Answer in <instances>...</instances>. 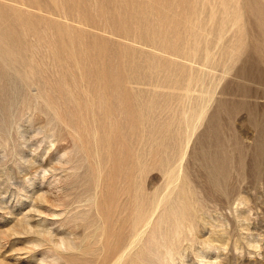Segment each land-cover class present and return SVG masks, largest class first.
Returning <instances> with one entry per match:
<instances>
[{"label":"rangeland","instance_id":"1","mask_svg":"<svg viewBox=\"0 0 264 264\" xmlns=\"http://www.w3.org/2000/svg\"><path fill=\"white\" fill-rule=\"evenodd\" d=\"M120 1L0 0V7H4L3 10L9 22L18 27L16 36L21 35L23 38H19V45L22 47L20 55L14 53L11 55V57L14 55L10 58L11 61L5 60V63L0 61V65L4 66L1 68L5 69L2 70V77L0 75V97L4 99L3 105L1 103L2 106H0V264H96L98 261L101 262L98 264H102V260L103 263L106 261V264H128L127 260L131 262L139 260L135 264H264V82H259L254 78L250 62L246 61L248 51H250L248 45L254 42L252 24L258 20L259 13L253 8L252 10L255 11L242 12L239 20L233 19L234 14L233 16L227 15V19L223 20V9L218 6V0H205L208 6V8L205 7L206 10L198 0L193 4L194 6L186 3L187 7L183 5V7L175 8L176 12L174 11L175 14L172 15L170 13L177 0H164V3L168 4L160 10L162 15L158 18L152 12L155 6L153 0ZM125 1L130 6L122 5ZM258 3L264 9V0H258ZM188 6L193 8V11ZM5 9L7 11L9 9V12ZM200 10H203V14L197 19H203L207 12L210 16H206V21L202 20L203 24L206 22V34L201 35L197 42L193 39L186 41L187 23L176 27L173 33L170 31V25L177 21L185 23L188 19H192L191 25L201 24L194 19L196 17L193 18V13L200 12ZM21 14L22 17L19 20L18 15L21 16ZM24 14L27 18L29 15L34 20L27 19ZM30 21L35 24L32 25L35 29L31 30ZM46 24H48L47 28H45ZM63 26L70 27L74 33L69 31L70 28ZM61 27L68 31L64 33ZM49 29H52L51 32ZM239 31L243 34L244 50L232 51L228 60L223 62V48H220L223 47V41H227ZM61 32L64 35L61 36L62 40L59 39ZM29 33L30 36H28ZM34 33H36L35 36ZM163 33L167 34L163 35ZM37 35H45L46 40H50L46 41L44 37ZM41 39H44L45 43ZM38 41L46 45L43 44V47L35 49L33 46ZM50 41L56 47L49 44ZM206 41L208 42L205 43ZM69 42L76 44L75 48H66L67 51L70 49L69 53L72 52L71 49H74L73 52L81 53L82 51L87 57L86 67L77 65L78 68H74L76 67L74 66L72 67L74 73L71 67H66L69 59L64 56L67 52L65 46H68ZM47 44L51 47H47ZM204 45L207 49L209 46L212 49L211 51L208 49L207 54L204 51ZM191 46L197 49L195 48L196 51L190 53L192 59L188 60L183 55L189 51ZM50 48L56 52L55 55ZM37 49H40V52H37L39 51ZM57 54L60 56L62 54V56ZM50 56L53 57L50 59ZM28 58L34 63H29ZM52 60H55L56 65H60L59 69L51 64ZM36 61H38L37 65ZM43 62H46L47 66H44L42 70L40 63ZM28 65L35 68L40 67L36 70L32 69V73L30 71L28 75L26 68ZM83 67L84 69L88 67V69L84 70ZM102 67H109V76L112 79L110 87L107 82L103 83L97 77ZM61 73L67 81L65 84L60 80ZM70 75L73 76L71 79ZM46 77L51 80L45 79ZM54 82L57 85L59 83L62 88L58 90L59 86L57 87ZM80 86H83L84 90ZM46 87L49 90H46ZM108 87L118 92L116 98L99 95L101 89L103 91ZM65 88L66 91L67 89L70 91L68 90L67 93ZM56 92L58 95L61 94L62 99L56 96L57 94L55 95ZM73 93L75 97H78H76L78 101L74 99ZM46 95L49 96L48 101ZM58 98L60 100H57ZM70 98L74 101H70ZM50 99H53L52 102L55 100V103L52 104ZM75 101L81 109L80 116H78L77 111L79 110L76 109L78 107ZM73 103L75 105H70ZM4 105L6 107H3ZM53 106L55 110L61 108L63 116L58 109L55 111ZM100 106H102V111H100ZM107 107H110L108 108L111 111L109 114L106 112ZM58 117L60 120L57 119ZM78 117L84 122L80 124ZM74 118H77V121ZM64 120L69 121L64 122ZM188 121L189 127H185ZM109 127L116 128L119 132L128 130L127 144L131 148V155L127 161L129 162L128 171L126 170L129 192L121 191L124 185L122 176L124 167L119 166L120 172L111 177V182H114L113 190L115 191L113 192H116L114 197H119L115 199L116 202L119 200L121 202L118 204L123 203L126 208L127 206L129 208L128 212V208L124 207L127 213L123 211L125 209L122 210L125 216L120 212L122 220L115 212L118 217H115V220H119L117 222L123 225L117 224L119 225L117 229L121 227L120 230H122L127 227L121 232L118 231L120 235L116 233L115 236L119 235L120 240L113 236L115 245L114 238L108 236L113 240V245L110 243L112 247L109 246V238L104 232V228L110 224L103 220L105 217L101 212V209L105 207L102 206L105 202L101 203V201L107 191V189H102V187L106 188L102 185L105 180L103 172L112 163L113 150H115L112 144L111 147L107 146L109 133L106 132ZM142 143L143 146L147 143V147H143ZM93 147H96V151ZM108 147L111 150H108ZM154 150H158V153L154 154ZM179 150H181L180 153H178ZM182 150L183 156L181 155ZM170 152H172L171 155ZM179 155L182 156L180 161ZM169 169L172 170L173 175ZM164 170L167 171L164 172ZM134 171H138L136 172L137 179L142 177L138 179L139 181L135 178V182ZM209 171H214L212 180L208 179L209 173L207 172ZM168 177H170V182ZM132 185L134 188L131 187ZM134 189L142 191L140 195L136 190L141 198L136 195ZM102 190L106 191L102 192ZM186 191L190 195L187 199L190 202L188 207H185L182 202ZM119 193L123 197H120ZM133 194L139 198L135 199ZM128 195H131V199H138L134 200L136 203ZM142 197L145 198L142 199ZM128 200L130 203H126ZM152 200H156V203L154 204ZM133 203L135 205L141 203L143 207L141 204L142 208L138 205L136 207ZM116 204L114 202L113 206ZM153 204L157 205V208H153ZM133 206L136 209H132ZM96 207L99 208L103 217L98 215ZM108 207H111L110 204L105 208ZM139 208L140 211H138ZM133 210L138 214V220L134 217L137 214ZM182 210L183 213H181ZM131 212L135 214L133 217L136 223L140 222V228L135 227L139 224L134 225L135 220H132L133 213ZM124 220H128V224L133 222L134 226L126 225L127 222ZM103 221L109 225L105 227L106 224ZM101 228L104 229L103 232ZM127 228L131 231L128 232ZM182 229L183 232H181ZM147 233L148 235L151 233L150 236H147ZM104 238L108 241H104ZM104 242H106L105 248L111 247L106 249L107 253L112 251L108 256L105 248H102ZM120 242L127 245L123 248ZM163 243L168 247L165 248ZM117 247L118 250L121 249V252H118ZM139 248L142 249L139 250ZM114 250H117L115 253L118 255L114 254ZM102 253L107 257H103ZM110 254L112 256L109 257ZM140 254L144 256L142 261L141 258L135 257ZM114 255L120 256V259L116 256L114 259ZM108 257L111 259L109 260ZM107 260L110 263H107Z\"/></svg>","mask_w":264,"mask_h":264},{"label":"bare ground","instance_id":"2","mask_svg":"<svg viewBox=\"0 0 264 264\" xmlns=\"http://www.w3.org/2000/svg\"><path fill=\"white\" fill-rule=\"evenodd\" d=\"M166 1V0H165ZM196 1H198V0H177L176 1V3L174 4V6L175 7H173V10H172V12L170 13V14H175L174 13V11H175V8H180V7H183V5H185L186 7H187V5H186V3L188 4V5H190V6H192ZM201 1V3H202V5H203V8H205V7H207L208 8V6H206V2H205V0H200ZM112 2V1H111ZM119 2H121L120 0H119ZM152 2V1H151ZM153 2H155V6H153V8H152V12L154 13V15L156 16V17H160L162 14L160 13V10L161 9H164L165 7H167V4L168 3H164V0H153ZM102 3V2H101ZM184 3V4H183ZM122 5H125V6H130L129 4H128V2H124V3H122ZM201 5V4H200ZM194 6V5H193ZM218 6L219 7H222L221 9H223V20L225 19H227V15H230V16H233V14H234V18L233 19H238L239 20V17H240V14L243 12H245L246 10L247 11H249V10H251V11H255V10H252L253 8L254 9H256V11H257V13H259L258 14V20L255 22V24L253 23L252 25L254 26L252 29H254V34H253V36H254V42H252V44H249L248 45V48L250 49V51H248L249 52V55H248V57H247V60L246 61H249L250 62V69L254 72V74H253V76H254V78L257 80V81H261V82H264V9H263V7H262V5H260L259 3H258V0H218ZM2 7V6H1ZM0 7V61H3L4 63H5V60H10V58H12L11 57V55L12 54H14V53H18L19 55H20V53L22 52V47H21V45H19V38L21 37V35L20 36H16V35H18V34H15L16 32H17V30H18V27H16V25L15 24H13V23H10L9 22V19H8V17L6 16V12L3 10L4 9V7L3 8H1ZM189 7V6H188ZM190 8V7H189ZM188 8V9H189ZM202 8V7H201ZM207 8H205V10L207 9ZM191 10L193 9V8H190ZM200 9V8H199ZM6 10V9H5ZM178 10V9H177ZM181 10H183V9H181ZM7 11V10H6ZM179 11V10H178ZM193 11V10H192ZM191 11V12H192ZM195 11V10H194ZM7 12H9V9H8V11ZM176 12V11H175ZM181 12V11H180ZM188 12V11H187ZM165 13V12H164ZM177 14V13H176ZM201 14H203V10H200V12H198V11H196V13L194 12L193 13V18L194 17H196V18H194L196 21H198L199 23H201V24H198V25H191V21H193L192 19H188L185 23L183 22L182 23V21H177V22H174V23H172L170 26H171V28H170V31L173 33V31H175V28L176 27H178V26H181L182 24H186L187 23V28H188V30H187V35H186V41H192V39L193 40H195L196 42L201 38L200 36L202 35L203 36V34L205 35L206 34V28H205V25H206V22H205V24H203L202 23V20L203 21H206V16H210V13H206L205 14V16H204V18L203 19H197L198 17H199V15H201ZM232 14V15H231ZM13 16H15L14 14H13ZM19 16V20H20V18L22 17V14H21V16L20 15H18ZM17 16V17H18ZM24 16H25V14H24ZM187 16V15H186ZM26 17V16H25ZM12 18V17H11ZM14 18V17H13ZM16 18V17H15ZM27 18V17H26ZM27 19H33L32 17H29V15H28V18ZM38 19V18H37ZM183 19V18H182ZM12 20H15V19H12ZM24 20V19H23ZM34 20V19H33ZM32 20V21H33ZM40 21V20H39ZM16 22V21H15ZM18 22V24H19V21H17ZM24 22V21H23ZM31 22V21H30ZM34 22V21H33ZM20 23H22V21L20 22ZM25 24H27V26L28 27H30V25H28V23L27 22H25ZM24 23H23V25H25ZM31 24V26L32 25H35V24H32V22L30 23ZM38 25L37 26H39V23H37ZM21 25V24H20ZM20 25H19V27H20ZM22 25V27H23V29L25 28L24 26ZM47 25L48 24H46V27L45 28H47ZM50 25V24H49ZM54 25V24H53ZM44 26V25H43ZM52 25H50L49 27H51ZM55 26V25H54ZM57 26V25H56ZM59 26V25H58ZM165 26H166V24H165ZM35 26H32L31 27V30L32 29H35L34 28ZM48 27V28H49ZM60 27V26H59ZM63 27H65V26H63ZM167 27H169L168 25H167ZM44 28V27H43ZM43 28H42V30H43ZM52 28V27H51ZM65 28H68L67 26L65 27ZM65 28H63L62 29V27H61V29L63 30V32L64 33H66V31H68V29L70 28H68V29H66V31H65ZM22 29V28H21ZM39 29V28H38ZM56 29H58V27L56 28ZM56 29H55V31H56ZM172 29V30H171ZM15 30V31H14ZM26 30H27V28H26ZM47 30V29H46ZM50 30V32H51V30L52 29H49ZM72 29L70 28L69 29V31H71ZM164 30H167L166 28H164ZM21 31V30H20ZM39 31V30H38ZM40 31H41V29H40ZM59 31V30H58ZM250 31V30H249ZM253 31V30H252ZM26 32V31H25ZM28 32H30V30H28ZM27 32V33H28ZM42 32V31H41ZM44 32V31H43ZM63 32H61L60 33V37L58 36V34H57V36L59 37V39L60 40H62V38H61V36H64L63 35ZM71 32H73V31H71ZM223 32V31H222ZM38 33V32H37ZM74 33V32H73ZM252 33V32H251ZM20 34V33H19ZM35 34L36 33H34V36H35ZM39 34H40V32H39ZM69 34V33H68ZM167 33H163V35H166ZM220 34V33H219ZM27 35V34H26ZM50 35V34H49ZM70 35H71V33H70ZM70 35H68V36H70ZM76 35V34H75ZM162 35V36H163ZM28 36H30V33H29V35ZM38 37L39 36H42V35H37ZM45 36V35H44ZM44 36H42V37H44ZM48 36V35H47ZM46 36V37H47ZM52 36V35H51ZM65 36H66V34H65ZM72 36H74V35H72ZM78 36V35H77ZM220 36L218 35V38H219ZM242 37H243V34H242V31H239V32H237L236 34H234V35H232L231 37H229L228 38V40L226 41H223V47L221 46L220 48H223V62L224 61H227L228 60V58L231 56V52L232 51H234V52H241L242 50H244L243 49V39H242ZM22 38V37H21ZM29 38H31V37H29ZM33 38V37H32ZM49 38H50V36H49ZM54 39H55V37H53ZM67 38V37H66ZM71 38V37H70ZM72 38H74V37H72ZM202 38H204V37H202ZM23 39V38H22ZM21 39V40H22ZM33 39H35V38H33ZM37 39V38H36ZM44 39L46 40L47 38H45L44 37ZM44 39L42 40L43 42H44ZM51 39H52V37H51ZM77 39V38H76ZM206 40H207V38H205ZM20 40V41H21ZM48 40H50V39H48ZM48 40H46V41H48ZM60 40H58V41H60ZM217 40V39H216ZM39 41H40V38H39ZM38 41V43L36 44V45H34L33 47L36 49V48H41V47H43V44L45 43H40ZM57 41V42H58ZM80 40L78 39V42H79ZM202 41V40H201ZM219 41V40H218ZM27 42V41H26ZM25 42V43H26ZM51 42V41H50ZM54 42V41H53ZM56 42V43H57ZM61 42V41H60ZM77 42V44L79 45V43ZM208 41H206L205 43H207ZM62 43V42H61ZM61 43H58V44H61ZM68 43V42H67ZM186 43V42H185ZM49 44H53L54 45V43H49ZM71 44H73V45H71ZM87 44V43H86ZM201 44V43H200ZM204 44V43H203ZM44 45H46V44H44ZM48 45V44H47ZM53 45H52V47H53ZM62 45V44H61ZM208 45V44H207ZM55 47H56V45H54ZM75 46H76V44H75V42H69V44H68V46L66 45L65 46V49L66 48H68V47H74L75 48ZM195 46H196V44H195ZM24 47H26V46H24ZM47 47H51V46H47ZM54 47V48H55ZM64 47V46H63ZM79 47H80V45H79ZM82 47V46H81ZM100 47V46H99ZM98 47V48H99ZM204 47H205V45H204ZM212 47V46H211ZM27 48V47H26ZM78 48V47H77ZM196 49H197V47H195ZM194 48V46H191L190 47V49H189V51H187V49H186V53H185V55H183V57L185 58L186 57V59H192V56H190V53L192 52V51H196V49ZM29 49H30V47H29ZM32 49V48H31ZM30 49V50H31ZM51 49V48H50ZM59 49V48H58ZM60 49H61V47H60ZM210 51L212 50L211 48H210V46H209V48H208ZM208 49L205 47L204 48V51H205V53L207 54V52H208ZM25 50V49H24ZM33 50V49H32ZM37 50H39V51H37ZM36 51L37 52H40V49H37ZM44 50H45V47H44ZM48 50V49H47ZM51 50H53V48L51 49ZM70 50V49H69ZM68 50V51H69ZM84 50V49H83ZM191 50V51H190ZM54 51V50H53ZM58 51V50H57ZM63 51V50H62ZM66 51H67V49H66ZM65 51V52H66ZM66 52V53H64V56H66L68 59H69V62L68 63H66L68 66H66V67H71V70H72V67H74V66H76V67H74V68H78L77 67V65L78 66H84V67H86V65H87V57L82 53V51H81V53H78V51H76V52H73L74 51V49H71V51L72 52ZM26 52V51H25ZM36 52V53H37ZM87 52V51H86ZM27 53V52H26ZM31 53V52H30ZM34 53V52H33ZM33 53H31V54H33ZM54 53H56L55 51L53 52V54ZM202 53V52H201ZM219 53V52H218ZM25 54V53H24ZM29 54V53H28ZM35 54V53H34ZM37 54H39V53H37ZM47 54V53H46ZM52 54V55H53ZM89 54H91V53H89ZM209 54V53H208ZM51 55V54H50ZM55 55V54H54ZM57 55H59V54H57ZM222 55V54H221ZM18 56V55H17ZM30 56V55H29ZM46 56V55H45ZM44 56V57H45ZM60 56V55H59ZM61 56H62V54H61ZM60 56V57H61ZM93 57L95 56V55H92ZM188 56H190V57H188ZM196 56H197V54H196ZM35 57V56H34ZM36 57H37V55H36ZM51 57H53V56H50V59H51ZM56 57V56H55ZM54 57V58H55ZM203 57V56H202ZM204 57H206V56H204ZM215 57V56H214ZM26 58V57H25ZM32 58V57H31ZM30 58V59H31ZM38 58V57H37ZM42 58V57H41ZM53 58V59H54ZM91 58V57H90ZM106 58V57H105ZM27 59V58H26ZM65 59V58H64ZM193 59H195L194 57H193ZM202 59V58H201ZM208 59V58H207ZM25 60V59H24ZM28 60H29V58H28ZM34 60V59H33ZM42 60V59H41ZM40 60V61H41ZM55 60H56V58H55ZM54 60V61H55ZM95 60V59H94ZM98 60V59H97ZM200 60V59H199ZM11 61V60H10ZM53 60H52V62H51V64L52 65H55L56 66V68L57 69H59V67H60V65H56L55 64V62H54ZM99 61V60H98ZM194 61V60H193ZM205 61V60H204ZM19 62H22V60L20 61L19 60ZM24 62H26V60L24 61ZM28 62V61H27ZM30 62H32V60L30 61L29 60V63ZM38 61H36V65L38 64L37 63ZM211 62V61H210ZM13 63V62H12ZM32 63H34V62H32ZM58 63V62H57ZM93 63H94V61H93ZM11 64V63H10ZM14 64H16V63H14ZM13 64V65H14ZM65 64V65H66ZM91 64H92V62H91ZM90 64V65H91ZM98 64V63H97ZM100 64V63H99ZM206 64H207V62H206ZM17 65V64H16ZM22 65V64H21ZM20 65V66H21ZM32 65V64H31ZM40 65H41V67H42V70H43V68H44V66H47V64H46V62L44 63H40ZM204 65V64H203ZM210 65V64H209ZM225 65H226V63H225ZM224 65V66H225ZM1 66L2 65H0V75H1V77H2V70L4 71L5 69H2L4 66H2V68H1ZM6 66V65H5ZM29 66V65H28ZM26 66V68H27V70H28V72H27V74L29 75V72L31 71V73H32V71L33 70H36V69H39L38 67H40V66H38V67H31V66ZM35 66V65H34ZM63 66V65H62ZM88 66H89V64H88ZM97 66V65H96ZM84 67L82 68V69H84ZM15 68V67H14ZM33 69V70H32ZM66 69V68H65ZM69 69V68H68ZM67 69V70H68ZM85 69H88V67L87 68H85ZM84 69V70H85ZM92 69H93V66H92ZM91 69V70H92ZM17 70V69H16ZM22 70V69H21ZM26 70V71H27ZM47 70V69H46ZM61 70H62V68H61ZM77 70V69H76ZM84 70H82V72L84 71ZM23 71H25V69L23 70ZM23 71H21V73H24ZM115 71V70H114ZM243 71H244V69H243ZM40 72H42V71H40ZM49 72H51V71H49ZM55 72V71H54ZM72 72H73V70H72ZM72 72H70V73H72ZM80 72H81V70H80ZM109 67H102V69L101 70H99V72H98V75H97V77L99 78V81L101 80L103 83H105V82H107V84H108V86L110 87V82L112 81V79H111V77L109 76L110 74H109ZM258 72V73H257ZM7 73V72H6ZM26 73V72H25ZM30 73V74H31ZM35 73H37V72H35ZM48 73V72H47ZM53 73V72H52ZM51 73V74H52ZM60 73V72H59ZM74 73V72H73ZM26 74V75H27ZM87 74V73H86ZM88 74H89V72H88ZM92 74V73H91ZM117 74V73H116ZM9 75V74H8ZM21 75V74H20ZM45 75V74H44ZM48 75H49V73H48ZM56 75H58V74H56ZM55 75V76H56ZM60 75V74H59ZM76 75V74H75ZM4 76V75H3ZM10 76V75H9ZM32 76V75H31ZM42 76V75H41ZM46 76V75H45ZM49 76H51V75H49ZM79 76V75H78ZM81 76V75H80ZM201 76V75H200ZM21 77V76H20ZM48 77V76H47ZM47 77L45 78V79H47ZM52 77H54L53 75H52ZM70 77V79L73 77V76H69ZM95 77H96V75H95ZM5 78V77H4ZM62 78V79H61ZM80 78V77H79ZM78 78V79H79ZM83 77H81V79H82ZM93 78V77H92ZM197 78V77H196ZM6 79V78H5ZM10 79V81H11V78H9ZM19 79H21V78H19ZM50 79V78H49ZM49 79H47V80H49ZM56 79V78H55ZM76 79V78H75ZM81 79H79V81L81 80ZM85 79V78H84ZM90 79V78H89ZM199 79V78H198ZM22 80V79H21ZM51 80V79H50ZM60 80H62V82L65 84V82H67V81H65L64 80V78L62 77V73H61V75H60ZM94 80V79H93ZM9 81V80H8ZM72 81H73V79H72ZM78 81V82H79ZM84 81V80H83ZM195 81H196V79H195ZM47 82V81H46ZM81 82V81H80ZM49 83V82H48ZM51 83H53L52 81H51ZM54 83H56V82H54ZM74 83V82H73ZM75 83H76V81H75ZM95 83V82H94ZM93 83V84H94ZM0 84H1V80H0ZM64 84H62L61 83V85H64ZM81 84H83V83H81ZM85 84V83H84ZM50 85V84H49ZM56 85H57V83H56ZM67 85V84H66ZM77 85H78V83H77ZM88 85V84H87ZM89 85H90V83H89ZM1 86V85H0ZM25 86V85H24ZM53 86H55L54 84H53ZM59 86V83H58V85H57V87ZM85 86H86V84H85ZM99 86V85H98ZM61 86H59L58 87V90H59V88H60ZM66 87V86H65ZM68 87V86H67ZM70 87V86H69ZM68 87V88H69ZM81 88L83 87V86H80ZM90 87V86H89ZM107 88V89H103V91H102V89H101V92L99 93V95L101 94L103 97H104V95H106L107 97H110V98H112V97H117L118 96V92H116V91H114L113 89H111V88ZM114 87V86H113ZM51 88H52V85H51ZM62 88V87H61ZM88 88V87H87ZM86 88V89H87ZM92 88V87H91ZM100 88V87H99ZM48 88L46 87V90H47ZM83 89V88H82ZM81 89V90H82ZM43 90H45V88H43ZM49 90V89H48ZM65 91H66V88L64 89ZM69 89H67V93L70 91H68ZM80 90V89H79ZM84 90V89H83ZM97 90H98V88H97ZM188 90V89H187ZM2 91V90H1ZM74 90H72V92H73ZM99 91V90H98ZM60 92V91H59ZM61 92H63V91H61ZM6 93V92H5ZM46 93V92H45ZM47 93H48V91H47ZM71 93V92H70ZM86 93V92H85ZM89 93V92H88ZM51 94V93H50ZM57 94V92L55 93V95ZM63 94V93H62ZM74 94V93H73ZM72 94V95H73ZM75 94H76V92H75ZM75 94L73 95L74 96V99H76V97H75ZM97 94V93H96ZM42 95H45V94H42ZM48 95V94H47ZM47 95L45 96V97H47ZM54 95V94H53ZM52 95V96H53ZM60 93H59V95L57 94L56 96H58L60 99H62V97H60ZM67 95V94H66ZM70 95V97H71V94H69ZM4 96H6V95H4ZM52 96H50V97H52ZM55 96V97H56ZM92 96V95H91ZM44 97V98H45ZM49 97V96H48ZM48 97H47V101L49 100L48 99ZM64 97H65V95H64ZM67 97H68V95H67ZM87 97V96H86ZM94 97L96 98V95H94ZM93 97V98H94ZM57 99V100H60V99ZM78 98V97H77ZM92 98V97H91ZM6 99V98H5ZM8 99V98H7ZM23 99V98H22ZM29 99V98H28ZM71 100L70 101H74V100H72V98H70ZM84 99V98H83ZM82 99V100H83ZM98 99V98H97ZM3 98H1L0 97V106H2L3 105ZM12 100V99H11ZM51 100V99H50ZM53 100V99H52ZM52 100L50 101L52 104H53V102L55 103V100L52 102ZM57 100H56V103H57ZM100 101H101V99H99ZM107 100V99H106ZM121 100V99H120ZM21 101H23V100H21ZM65 101V100H64ZM67 101H69V99L67 100ZM76 101H78L77 99H76ZM75 101V102H76ZM81 101V100H80ZM110 101V100H109ZM5 102V101H4ZM1 103H2V105H1ZM11 103H12V101H11ZM31 103V102H30ZM29 103V104H30ZM63 103V102H62ZM65 103V102H64ZM70 103V102H69ZM82 104H84L83 102H81ZM102 104L104 103V102H101ZM117 103V102H116ZM50 104V103H49ZM60 105H61V102L59 103ZM78 104V102H76V106L78 107L79 105H77ZM6 105H7V103H6ZM6 105H4L3 107H6ZM67 105H68V103H67ZM70 105H75L74 103L73 104H70ZM8 106H9V104H8ZM30 106V105H29ZM63 106V105H62ZM61 106V107H62ZM66 106V105H65ZM72 106H70L71 108H73L74 109V107H72ZM81 107L83 106V105H80ZM106 106H107V104H106ZM27 107V106H26ZM54 107V106H53ZM93 107V106H92ZM113 107V106H112ZM133 107V106H132ZM1 108V107H0ZM50 108V107H49ZM60 108V107H59ZM70 108V109H71ZM85 108H87V107H85ZM97 108H98V104H97ZM101 108H102V106H100V111H102L101 110ZM108 108H110V107H107L106 109L108 110V111H106L108 114L111 112L110 111V109H108ZM51 109V108H50ZM57 109L58 108H56V110H55V107H54V110L55 111H57ZM65 109V108H64ZM63 109V110H64ZM69 109V108H68ZM69 109V110H70ZM77 110H79L80 111V113H79V111H77V113H78V116H80L81 115V109H79V107L78 108H76ZM184 109H185V107H184ZM224 109V108H223ZM3 110H4V108H3ZM59 111L60 110H62L61 108L60 109H58ZM86 110V109H85ZM91 110V109H90ZM98 110V109H97ZM140 110V109H139ZM182 110V109H181ZM188 110V109H187ZM54 111V112H55ZM66 111V110H65ZM92 111V110H91ZM104 111V110H103ZM115 111V110H114ZM117 111V110H116ZM185 111V110H184ZM70 112V111H69ZM73 112V111H72ZM87 112V111H86ZM141 112V111H140ZM201 112V111H200ZM59 113V112H58ZM62 112L60 111V114H61ZM77 113H75V114H77ZM92 113H93V111H92ZM187 113V112H186ZM191 113V112H190ZM59 114V115H60ZM66 114H67V112H66ZM75 114H73V115H75ZM84 114V113H83ZM86 114V113H85ZM89 114V113H88ZM93 114H95V113H93ZM106 114V113H105ZM104 114V116H106V115H108V114H106L105 115ZM114 114H116V113H114ZM123 114V113H122ZM185 114V113H184ZM62 116H63V114H61ZM87 115V114H86ZM85 115V116H86ZM52 116V115H51ZM67 116H69L68 114H67ZM70 116H72L71 115V112H70ZM93 116V115H92ZM91 116V117H92ZM95 116V115H94ZM93 116V117H94ZM110 116V115H109ZM111 116H112V114H111ZM199 116V115H198ZM2 117V116H1ZM55 117H57L56 116V113H55ZM66 117V116H65ZM64 117V118H65ZM96 117V116H95ZM107 117V116H106ZM189 117V116H188ZM63 118V117H62ZM61 118V119H62ZM70 118V117H69ZM73 118V117H72ZM71 118V119H72ZM79 118V123L81 124V123H83L84 121H83V119H81L82 121H80V117H78ZM81 118H82V116H81ZM116 118V117H115ZM119 118H120V116H119ZM140 118H141V116H140ZM186 118H187V116H186ZM190 118V117H189ZM57 119H59L60 120V118L58 117ZM70 119V120H71ZM75 119V118H74ZM73 119V121H75ZM91 119V118H90ZM97 119V118H96ZM95 119V120H96ZM110 119H111V117H110ZM112 119H114L113 117H112ZM133 119V118H132ZM139 119V118H138ZM192 119V118H191ZM85 120V119H84ZM188 120H190V119H188ZM196 120V119H195ZM65 121H69V120H64V122ZM77 121V120H76ZM93 121H94V119H93ZM107 121V120H106ZM115 121V120H114ZM186 121V120H185ZM61 122V121H60ZM63 122V121H62ZM86 122V121H85ZM99 122H100V120H99ZM111 122V121H110ZM141 122V121H140ZM70 123V122H69ZM74 122H72V124H73ZM76 123V122H75ZM79 123H78V126H79ZM86 123H88V122H86ZM97 123H98V120H97ZM103 123V122H102ZM113 123V122H112ZM116 123V122H115ZM114 123V124H115ZM135 123V122H134ZM185 123V122H184ZM188 123H189V121L187 122V125L185 126V127H189L188 126ZM85 124V123H84ZM67 125V124H66ZM120 125H121V123H120ZM73 126V125H72ZM75 126V125H74ZM73 126V127H74ZM100 125H98V127H99ZM103 126V125H102ZM102 126H101V128H102ZM131 126H132V124H131ZM143 126V125H142ZM68 127V126H67ZM103 127H105V126H103ZM126 127V126H125ZM136 127V126H135ZM84 128H86V126L84 127ZM83 128V129H84ZM89 128V127H88ZM87 128V129H88ZM119 128V127H118ZM77 128L75 127V130H76ZM93 129V128H92ZM104 129V128H103ZM107 129V128H106ZM106 129H104V130H106ZM123 129V128H122ZM133 129V128H132ZM74 130V131H75ZM82 130V129H81ZM97 130V129H96ZM138 130V129H137ZM136 130V131H137ZM79 131V130H78ZM90 132H91V130H89ZM102 131V130H101ZM108 132H106V133H109V139H108V145L107 146H109V147H111L110 145L112 144L113 145V149L115 148V150H113V153H114V158L112 159L113 161H112V163L110 164V166L106 169L105 168V172H103L104 173V177H105V180L102 182L103 184L102 185H104L106 188H104V187H102V189H107V191L106 190H102V192L103 191H106V192H108V193H106L105 192V195L103 196V199H102V201H101V203H103V202H105L107 205H109L110 204V208L108 207V208H105L107 205H105V203L102 205V206H105L103 209H101V212L103 213V216L105 217V219H103L102 217V214L99 212V206H100V204H99V208L98 207H96V208H98L97 209V211H98V215H101L102 217V219L103 220H106V222H108L109 224H110V226H107V225H109V224H107V223H105L104 221V223L106 224V225H104L105 227L107 226V228H104L105 229V231L104 232H106L107 233V238H109V237H112V238H114L113 236H115L116 235V233H118L119 234V232H121L122 230H124V229H122V230H120V228L121 227H119V229H117V227L119 226H117V224H119L117 221H119V220H115L116 218L115 217H117L116 215H115V212H116V214H119V219H121L120 218V212H121V214L122 215H124L125 216V214H123L122 213V210L123 209H125L126 207H125V204H118L119 202H121V201H119L118 200V202H116V198L118 199L119 197L117 196V197H114L115 195L114 194H116V192H113V191H115V190H113L114 189V182L112 183L111 182V177H113V175H115V174H118L117 172H120L119 171V166H122V167H124V169L125 170H123V172H122V176H123V187L121 188V191L123 192V193H128L129 192V190H130V188H129V184H127V180H128V174H127V172H126V170H127V166L129 165V162H127L128 161V158L130 157V147H129V145L127 144V138H128V130H127V132L124 130H122V132H119L116 128H111V127H109L108 128V130H107ZM131 131V130H130ZM81 132V131H80ZM88 132V131H87ZM103 132V131H102ZM132 132V131H131ZM140 132V131H139ZM72 133H73V131H72ZM74 133H76V132H74ZM106 133H105V135H106ZM146 133V132H145ZM76 134H79V133H76ZM88 134V133H87ZM93 134H94V132H93ZM138 134V133H137ZM140 134V133H139ZM71 135V134H70ZM83 135V134H82ZM91 135H92V133H91ZM100 135V134H99ZM103 135V134H102ZM133 135V134H132ZM141 135V134H140ZM80 136V135H79ZM90 136V135H89ZM139 136V135H138ZM143 136V135H142ZM82 137V136H81ZM87 137V136H86ZM96 137H97V135H96ZM103 137H104V135H103ZM105 137H107V136H105ZM157 137V136H156ZM189 137V136H188ZM84 138V137H83ZM88 138V137H87ZM98 138V137H97ZM140 138H142V137H140ZM153 138V137H152ZM159 138V137H158ZM161 138V137H160ZM166 138H168L167 136H166ZM173 138V137H172ZM172 138H171V140H172ZM80 139V138H79ZM86 139V138H85ZM103 140V139H102ZM136 140V139H135ZM141 140V139H140ZM154 140V139H153ZM160 140V139H159ZM162 140V139H161ZM175 139L173 138V141H174ZM178 140H180V139H178ZM184 140V139H183ZM186 140V139H185ZM188 140V139H187ZM85 141V140H84ZM83 141V142H84ZM98 141H99V139H98ZM97 141V142H98ZM132 142L134 141V140H131ZM137 141V140H136ZM142 141H143V139H142ZM148 141H149V139H148ZM156 141V140H155ZM169 141V140H168ZM189 141V140H188ZM88 142V141H87ZM95 142H96V140H95ZM104 142H106V141H104ZM139 142V141H138ZM151 142V141H150ZM157 142H158V140H157ZM167 142V141H166ZM171 142V141H170ZM169 142V143H170ZM183 142V141H182ZM82 143V142H81ZM89 143V142H88ZM88 143H86V145L88 144ZM141 143V142H140ZM155 143V142H154ZM159 143V142H158ZM161 143V142H160ZM163 143H164V141H163ZM162 143V144H163ZM172 143V142H171ZM104 144V143H103ZM133 144V143H132ZM147 144V143H146ZM146 144H144L145 146H146ZM148 144H149V142H148ZM182 144V143H181ZM99 145V144H98ZM102 145V144H101ZM158 145V144H157ZM178 145V144H177ZM184 145V144H183ZM81 146V145H80ZM93 146V145H92ZM139 146V145H138ZM142 146H143V143H142ZM145 146H143V147H145ZM149 146V145H148ZM152 146H154V145H152ZM170 146H171V144H170ZM186 146V145H185ZM184 146V147H185ZM82 147V146H81ZM90 148H91V146H89ZM109 147H108V150H111V149H109ZM147 147V146H146ZM161 147V146H160ZM169 147V146H168ZM167 147V148H168ZM175 147H176V144H175ZM96 148V147H95ZM95 148L93 147V149L95 150ZM149 148V147H148ZM154 148H156V147H154ZM163 148V147H162ZM165 148V147H164ZM178 148H180V147H178ZM186 148V147H185ZM83 149V148H82ZM138 149H140V148H138ZM150 149V148H149ZM184 149V148H183ZM89 150H91V149H89ZM100 150V149H99ZM145 150H146V148H145ZM162 150V149H161ZM169 150V149H168ZM178 150V149H177ZM240 150V149H239ZM96 151V150H95ZM104 151V150H103ZM107 151V150H106ZM142 151H144V150H142ZM171 151H172V149H171ZM174 151V150H173ZM180 151L181 150H179L178 151V153H180ZM224 151V150H223ZM147 153H148V151H146ZM164 152V151H163ZM177 152V151H176ZM256 152V151H255ZM254 152V153H255ZM91 153V152H90ZM108 153H110L109 151H108ZM107 153V154H108ZM145 153V152H144ZM153 153L154 154H156V153H158V150H154L153 151ZM152 153V154H153ZM166 153V152H165ZM171 153L172 152H170V155H171ZM92 154H93V152H92ZM96 154V153H95ZM151 154V153H150ZM161 154H162V152H161ZM98 155V154H97ZM105 155V154H104ZM110 155V154H109ZM136 155V154H135ZM144 155V154H143ZM147 155V154H146ZM168 155H169V153H168ZM169 155V156H170ZM182 156H183V150H182V154H181ZM181 155H179V156H177V157H179V161H180V159H181ZM226 155H227V153H226ZM93 156H95V155H93ZM92 156V157H93ZM117 156V158L115 159V157ZM166 156H167V153H166ZM107 157H110V156H107ZM144 157V156H143ZM171 157V156H170ZM95 158H96V156H95ZM147 158V157H146ZM167 158H169L168 156H167ZM98 159V158H97ZM107 159H109V158H107ZM137 159V158H136ZM165 159V161H166V158H164ZM163 159V160H164ZM225 160V159H224ZM98 161V160H97ZM96 161V162H97ZM168 161H169V159H168ZM151 162V161H150ZM170 162V161H169ZM172 162V161H171ZM107 163H108V160H107ZM135 163V162H134ZM136 163L138 164V161H136ZM166 163H168V162H166ZM109 164V163H108ZM140 164V163H139ZM165 164V163H164ZM101 165V164H100ZM106 165V164H105ZM172 165V164H171ZM225 166H226V164H224ZM94 166V165H93ZM97 167H98V164L96 165ZM133 166V165H132ZM139 166H141V165H139ZM161 166H162V164H161ZM167 166V165H166ZM172 167V166H171ZM100 168V167H99ZM137 168V167H136ZM159 168H160V166H159ZM172 168H174V167H172ZM225 168V167H224ZM141 169V168H140ZM171 169V168H170ZM169 169V170H170ZM226 169V168H225ZM98 170V169H97ZM132 170V169H131ZM134 170H136L135 168H134ZM139 170V169H138ZM143 170V169H142ZM146 170V169H145ZM169 170H168V173H169ZM224 170V169H223ZM102 171H104L103 169H102ZM128 171V170H127ZM133 171V170H132ZM144 171V170H143ZM163 171V170H162ZM167 171V170H166ZM165 170H164V172H166ZM171 171V173H172V170H170ZM225 171V170H224ZM97 172V171H96ZM135 172V171H134ZM136 172H138V171H136ZM136 172H135V177H133L134 179L136 178ZM163 172V173H164ZM102 173V172H101ZM130 173H131V171H130ZM175 173V172H174ZM207 173H209V175H208V179L209 180H212L213 179V176H214V171H209V172H207ZM224 173V172H223ZM138 174V173H137ZM165 174V173H164ZM97 175H98V173H97ZM132 175V174H131ZM172 175H173V173H172ZM178 175V174H177ZM225 175H226V173H225ZM166 176V175H165ZM167 176H168V174H167ZM101 177V176H100ZM102 177H103V175H102ZM170 177H172V176H170ZM170 177H168V181H169V179H170ZM121 178V177H120ZM140 178H142L141 176H140ZM140 178H138V179H140ZM167 178V177H166ZM175 178V177H174ZM174 178H172V180H174ZM178 178V177H177ZM102 179V178H101ZM137 179V178H136ZM136 179H135V182H136ZM137 179V180H138ZM114 180V179H113ZM171 180V181H172ZM175 180H177V179H175ZM102 181V180H101ZM133 181V180H132ZM139 181V180H138ZM186 181V180H185ZM116 182V181H115ZM135 182H134V184H135ZM170 182V181H169ZM183 182V181H182ZM181 182V183H182ZM217 182V181H216ZM101 183V182H100ZM119 183H120V180H119ZM185 183V182H184ZM218 183V182H217ZM138 184V183H137ZM131 185V184H130ZM140 185V184H139ZM167 185V184H166ZM213 185H215V184H213ZM118 186V185H117ZM223 186H224V183H223ZM121 187V186H120ZM120 187H118V188H120ZM131 187H133V185L131 186ZM179 187V186H178ZM186 187V186H185ZM134 188V187H133ZM138 188H140V186L138 187ZM137 188V189H138ZM184 188V187H183ZM183 188H182V190H183ZM188 188V187H187ZM136 189V190H137ZM186 189V188H185ZM189 189H190V187H189ZM132 190V189H131ZM135 189H134V191L137 193H134V194H136V195H141V193L140 192H142V191H138V190H140V189H138L137 191L139 192V194H138V192L136 191ZM177 190H179V189H177ZM120 191V192H121ZM101 192V193H102ZM177 192V191H176ZM175 192V193H176ZM191 192V191H190ZM194 192V191H193ZM100 193V192H99ZM172 193V192H171ZM184 193H185V190H184ZM192 193V192H191ZM130 194H131V192H130ZM134 194H133V197L136 199V198H139V197H135L134 196ZM155 194V193H154ZM178 194V193H177ZM102 195H103V193H102ZM139 195V196H140ZM143 195V194H142ZM170 195V194H169ZM168 195V196H169ZM188 195H189V193L186 191V194H185V197L183 198L184 200H182V202L185 204V207H188L189 206V203L190 202H188ZM119 196H120V193H119ZM130 196L131 195H128V197L130 198ZM190 196V195H189ZM120 197H123V196H120ZM125 198H126V196H124ZM157 197V196H156ZM128 198V199H129ZM134 198H130L131 200H135ZM140 198H141V196H140ZM145 198V197H144ZM143 197H142V199H144ZM158 198V197H157ZM193 198H194V196H193ZM192 198V199H193ZM122 198H120V200H121ZM168 199V198H167ZM123 200V199H122ZM126 200V199H125ZM138 200V199H137ZM137 200H135V201H137ZM151 200V199H150ZM180 200V199H179ZM134 201V203H136ZM140 201V200H139ZM147 201V200H146ZM153 201V200H152ZM152 201H150V203L152 204ZM155 201V202H154ZM153 201V203L155 204L156 203V200H154ZM164 201V200H163ZM114 202L115 203H117L116 204V206H113V204H114ZM127 202H129V200L128 201H126V203ZM142 202H143V200H142ZM148 202V201H147ZM158 202V201H157ZM162 202V201H161ZM161 202H159V203H161ZM164 202H166V201H164ZM164 202H162V203H164ZM193 202V201H192ZM130 203V202H129ZM128 203V204H129ZM133 203V204H134ZM137 203H139V202H137ZM149 203V204H150ZM158 203V204H159ZM167 203V202H166ZM141 204V203H140ZM140 204L138 205L139 207H141L142 206V204H141V206H140ZM144 204V203H143ZM153 204V205H154ZM178 204V203H177ZM180 204V203H179ZM98 204H96V206H97ZM137 205H135L134 204V206H136L137 207ZM165 205V204H164ZM132 207V209H136L135 207ZM145 207H146V204L144 205ZM179 206V205H178ZM125 207V208H124ZM143 207V206H142ZM141 207V208H142ZM151 207V206H150ZM157 208V205H154L153 206V208ZM172 207H173V205H172ZM127 208H128V206H127ZM126 208V209H127ZM152 208V207H151ZM151 208H149V209H151ZM126 209L125 210H123L124 212L126 211ZM131 209V208H130ZM164 209H165V207H164ZM184 209V208H183ZM118 210H119V213H117L118 212ZM121 210V211H120ZM128 210V212H129V208L127 209ZM154 210V209H153ZM178 210V209H177ZM176 210V211H177ZM181 210V209H180ZM134 212H135V210H133ZM138 211H140V208H139V210ZM144 211V210H143ZM151 211V210H150ZM167 212V211H166ZM178 212V211H177ZM176 212V213H177ZM126 213H127V211H126ZM131 213H133V212H131ZM136 213V212H135ZM141 213V212H140ZM148 213V212H147ZM152 213H153V211H152ZM181 213H183V210H182V212ZM137 214V213H136ZM164 214V213H163ZM166 214V213H165ZM174 214V213H173ZM121 215V216H122ZM135 214L133 213V215L131 216V214H130V216L133 218L132 220H135L134 219V217H136L137 218V220H138V214H137V216H134ZM142 215V214H141ZM147 215V214H146ZM149 215H151V213L149 212ZM149 215H148V217H149ZM175 215V214H174ZM179 215V214H178ZM127 216V215H126ZM134 216V217H133ZM160 216V215H159ZM168 216H169V214H168ZM172 216V215H171ZM189 216V215H188ZM191 216H192V214H191ZM127 217H129V216H127ZM161 217H162V215H161ZM165 217V216H164ZM170 217V216H169ZM180 217V216H179ZM192 217H194V216H192ZM192 217H190V218H192ZM100 218V217H99ZM118 218V217H117ZM177 218V217H176ZM183 218V217H182ZM89 219V218H88ZM102 219H101V222H102ZM125 219H127V218H125ZM131 219V218H130ZM129 219V220H130ZM142 219V218H141ZM140 219V220H141ZM145 219H148L147 218V216H145ZM163 219V218H162ZM122 220V219H121ZM120 220V221H121ZM142 220H144V219H142ZM141 220V221H142ZM175 220V219H174ZM177 220V219H176ZM179 220V219H178ZM188 220V219H187ZM125 221V220H124ZM128 221V220H127ZM127 221H125V222H127ZM156 221H158V220H156ZM159 221H161L160 220V218H159ZM168 221V220H167ZM112 222H114V224L112 223ZM122 222V221H121ZM130 222V221H129ZM133 222H135L134 223V225L136 224H139L140 222H138V223H136L137 221L135 220V221H133ZM133 222H131L130 224H128V222H127V224L126 225H133ZM148 222H149V219H148ZM166 222V221H165ZM172 222V221H171ZM179 222V221H178ZM183 222V221H182ZM186 222V221H185ZM86 223V222H85ZM91 223H93V222H91ZM143 223V222H142ZM157 223V222H156ZM159 223V222H158ZM168 223V222H167ZM188 223V222H187ZM125 224V223H124ZM145 224V223H144ZM143 224V225H144ZM160 224V223H159ZM163 224H164V222H163ZM172 224V223H171ZM189 224H190V222H189ZM86 225V224H85ZM120 225H121V223H120ZM133 225V226H134ZM143 225H141V226H143ZM160 225H162V224H160ZM159 225V226H160ZM101 227H102V225H100ZM121 226H123V225H121ZM130 226H129V228H130ZM132 226V227H133ZM140 226V224L138 225V226H135V227H139ZM155 226H156V224H155ZM176 226H177V224H176ZM179 226H180V224H179ZM193 226H194V224H193ZM135 227H134V232H135ZM157 227H158V225H157ZM181 227V226H180ZM140 228V227H139ZM156 228V227H155ZM159 228V227H158ZM157 228V229H158ZM169 228V227H168ZM176 228H178V227H176ZM182 228V227H181ZM190 228V227H189ZM104 229H102L101 228V232H103L102 230H104ZM152 229V228H151ZM169 229H171V228H169ZM180 229V228H179ZM179 229H178V231H179ZM120 230V231H119ZM127 230H128V228H127ZM130 231H131V229H129ZM129 230H128V232H129ZM137 230V229H136ZM189 230H191V229H189ZM119 231V232H118ZM159 231V230H158ZM162 231V230H161ZM126 232V231H125ZM175 232V231H174ZM180 232V231H179ZM181 232H183V229L181 230ZM123 233V232H122ZM127 233V232H126ZM155 233V232H154ZM164 233V232H163ZM171 233V232H170ZM177 233V232H176ZM130 234H132V232L130 233ZM130 234L128 233V235L130 236ZM151 234V233H150ZM150 234L148 235V233H147V236H150ZM161 234H162V232H161ZM103 235V234H102ZM120 235V234H119ZM118 235V236H119ZM152 235H153V233H152ZM157 235V234H156ZM174 235H175V233H174ZM104 236V235H103ZM102 236V237H103ZM109 236V237H108ZM116 237V238H120V236L119 237ZM159 236V235H158ZM165 236V235H164ZM178 236H179V234H178ZM126 237H128L127 236V234H126ZM153 237V236H152ZM166 237V236H165ZM168 237V236H167ZM106 238V239H107ZM123 238H125V237H123ZM123 238H122V240H123ZM155 238H157V236H155ZM158 238H160V237H158ZM105 239V238H104ZM104 240V241H108L109 242V246H111L112 247V245H113V243L115 242V238L113 239V240H111L110 238L108 239V240ZM117 239V240H118ZM148 239V238H147ZM162 239V238H161ZM120 240V239H119ZM127 240V239H126ZM111 241V242H110ZM112 241H113V243H112ZM164 241V240H163ZM102 242H103V238H102ZM101 242V243H102ZM123 242H124V240H123ZM123 242H120V243H122V247L124 248V245H127L128 243V241H126V243L124 244ZM97 243V242H96ZM105 243L106 242H104V245L102 246V248L104 247H106V245H105ZM110 243H112V245H110ZM116 243V242H115ZM115 243H114V245H115ZM118 243H119V241H118ZM108 244V243H107ZM170 244V243H169ZM168 244V245H169ZM171 244H172V242H171ZM120 245H118V247L120 248ZM172 245H174V244H172ZM163 246H165V244L163 243ZM99 247V246H98ZM110 247V248H111ZM116 247V246H115ZM116 248L117 250L119 249V248ZM166 247H168L167 245L165 246V248ZM175 247V246H174ZM73 248V247H72ZM103 248V249H104ZM107 248H109V247H107ZM107 248H105V252H106V249ZM109 248V249H110ZM171 248V247H170ZM115 249V248H114ZM140 249H142V248H139V250ZM111 250H113V248L111 249ZM116 250V251H117ZM121 250V249H120ZM120 250H118V252L120 251ZM173 250V249H172ZM171 250V251H172ZM102 251V250H101ZM115 250H114V254H117V253H115L116 252ZM123 251V250H122ZM169 251V250H168ZM109 252L110 251H108V253L106 252V254H107V256H108V254H109ZM112 252V251H111ZM110 252V253H111ZM121 252V251H120ZM141 252V251H140ZM140 252H138V254L140 253ZM149 252V251H148ZM167 252V251H166ZM89 253V252H88ZM143 253V252H142ZM168 253V252H167ZM171 253V252H170ZM104 253H102V255H103ZM113 254V253H112ZM112 254H110L109 255V257L110 256H112ZM118 255V254H117ZM141 255V254H140ZM139 255V256H140ZM170 255V254H169ZM172 255H173V253H172ZM93 256V255H92ZM104 256H106V255H103V257ZM106 256V257H107ZM116 255H114V257H115ZM120 256H121V254H120ZM120 256H116V257H118V259H120L119 257ZM139 256H135V257H138V258H141L140 260L142 261V257H144V256H142L141 255V257H139ZM109 257H108V259H109ZM114 257H112V259L114 258ZM116 257L114 258V259H116ZM171 257V256H170ZM81 258V257H80ZM99 258V257H98ZM102 258V257H101ZM173 258V257H172ZM92 259V258H91ZM103 259V258H102ZM111 259V258H110ZM109 259V260H110ZM137 259V258H136ZM136 259H134V260H136ZM101 260V259H100ZM97 261V260H96ZM108 261V260H107ZM116 261H118V260H116ZM115 261V262H116ZM137 261H139V260H137ZM137 261H135L136 263H137ZM93 262V261H92ZM95 262V261H94ZM100 261H98V263H99ZM106 262V261H105ZM103 263V260H102V264H106V263ZM114 262V261H113ZM114 262V263H115ZM130 262V263H129ZM132 262H134V261H132ZM131 261H126V263H128V264H133ZM135 262H134V264H135ZM98 263H96V264H98ZM101 263V262H100ZM107 263H110L109 261L107 262ZM117 264V263H116Z\"/></svg>","mask_w":264,"mask_h":264}]
</instances>
